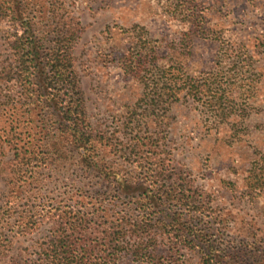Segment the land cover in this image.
<instances>
[{"label":"rangeland","instance_id":"rangeland-1","mask_svg":"<svg viewBox=\"0 0 264 264\" xmlns=\"http://www.w3.org/2000/svg\"><path fill=\"white\" fill-rule=\"evenodd\" d=\"M52 3L64 7L58 18L81 24L70 51L86 115L106 136L96 152L104 174L83 164L71 138L54 136L47 144L50 164L34 160L24 168L33 172L30 180H14V144L33 149L41 136L21 116L20 86L0 82V264L32 263L58 226V210L83 209L95 219L93 202L99 214L152 219L154 264H264V0H32L33 25L42 39L51 34L50 46L56 30L49 29L60 21L43 20L39 10ZM6 29L0 21V72L13 62ZM133 47L153 55L144 75L159 82L153 101L143 100L140 76L126 71L125 55ZM189 77L217 78L210 87L224 93L223 104L209 106L202 93L196 98ZM133 126L150 140L144 151L128 155ZM62 148L63 154L54 152ZM154 162L165 166L164 183L181 184L200 208L168 201L143 214L141 197L114 188L115 178L142 181L143 169ZM30 212L35 231L27 233L24 217ZM163 220L199 237L180 244L174 229L155 226ZM125 261L134 264L130 255Z\"/></svg>","mask_w":264,"mask_h":264},{"label":"trees","instance_id":"trees-1","mask_svg":"<svg viewBox=\"0 0 264 264\" xmlns=\"http://www.w3.org/2000/svg\"><path fill=\"white\" fill-rule=\"evenodd\" d=\"M31 2L32 0H0V21L7 24L6 40L8 47L13 52V62L1 70L0 82L15 81L20 86L19 103L23 111L21 116H28L24 120L26 127L36 126L40 129L41 136V145L33 149H22L18 147L17 143L14 144L15 156L13 161L15 164L12 167V172L17 176L14 180L29 181L33 172L27 175L24 168L26 165L29 168V164L34 160L36 162L41 160L46 166L50 164L49 160H53V155L47 144L49 139L54 136L71 138V149L80 157L83 164L103 173L101 153L96 155V152H100L106 136L93 127L86 115L79 79L70 51L72 43L78 38L81 24L73 17L68 18L61 15V19L58 18L60 17V10L64 8L62 5L58 7L52 3L53 5L47 9L41 6L42 9L39 10V13L42 14L43 20L51 17L52 21L62 22V24L58 22L56 29H49L50 33L56 30L53 33L55 36L52 37L54 38L52 39L54 45L50 46V41L47 38L51 34H42L45 38L42 39L33 25L29 12ZM186 42L192 43L191 36L186 39ZM190 52L191 50L188 49L184 55H190ZM149 56L153 55H147L141 48L135 51V47L131 48L125 55L126 71L140 76L144 82L143 100L145 101H153L151 100L152 97L159 93L157 88L159 82H147L145 79L148 77L146 71L151 64V59L148 60ZM153 66L157 67L156 63L153 62ZM157 71L160 74L165 73L160 68ZM148 79L150 80L151 77ZM210 80L209 77L197 79L189 77L188 82L191 84L190 88H195L194 96L196 98L202 93L207 97L209 96L207 98L209 106H215L219 101L222 105L224 93H220L217 88L210 87L218 82L217 78H214L213 82ZM151 83L154 84L151 85ZM189 92L187 91L186 95ZM158 104L159 101L156 103L154 112L158 110ZM51 115L58 117L57 122L50 123L49 117ZM143 124L148 126L147 130L152 126L148 121L143 122ZM135 130L134 128L132 132L135 134L133 148L130 150L128 148L124 154L136 155L137 153L132 150L141 149L144 151L148 145L150 139L145 140L141 131ZM28 134L31 135V133ZM11 141V138L6 137L4 142L10 144ZM156 144H159L158 140ZM158 148L159 145L155 147L156 150ZM54 150L58 154L65 152V148ZM139 162L138 164H142V161ZM143 170L144 178L142 181L140 179L129 181V178L120 177L115 178L116 185L114 186L119 194L126 197L138 199L141 197L139 202H136L140 205V211L143 214L147 212L149 207L158 206L161 203L165 205L168 201H174L178 206L200 208L201 204L192 195H184L181 184L164 183L163 180L169 178L165 175L164 165L160 167L154 162L148 167L145 166ZM94 199L102 200L100 197H94ZM92 206L95 209L93 214L96 215L95 219H90L82 211L83 209L67 210L60 208L55 214L58 226L49 239L45 241L36 260L26 264H130L125 261V256L129 255L132 259L131 263L135 264L140 261L154 264L153 251L150 249L154 227L152 219L146 217L139 220L126 217L115 218L109 213L99 214V207L95 202ZM25 215V231L32 233L35 231L32 222L35 214L27 215L26 213ZM159 224L161 225L155 226L162 229L169 227V230L174 229V237L183 245L184 242L191 245L190 243H194L195 238L199 237L190 228L184 233L186 228L184 229L183 226L172 227L170 222L164 220L160 221ZM190 236H193L194 241ZM211 262L209 259L203 261L204 264H217L215 260L216 263Z\"/></svg>","mask_w":264,"mask_h":264}]
</instances>
